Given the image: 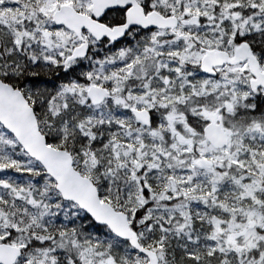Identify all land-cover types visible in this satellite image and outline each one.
Wrapping results in <instances>:
<instances>
[{
  "label": "snow or ice",
  "instance_id": "obj_1",
  "mask_svg": "<svg viewBox=\"0 0 264 264\" xmlns=\"http://www.w3.org/2000/svg\"><path fill=\"white\" fill-rule=\"evenodd\" d=\"M0 264H264V0H0Z\"/></svg>",
  "mask_w": 264,
  "mask_h": 264
}]
</instances>
